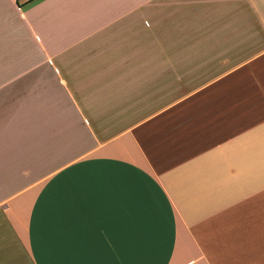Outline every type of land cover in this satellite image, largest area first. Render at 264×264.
<instances>
[{
    "label": "crops",
    "instance_id": "obj_1",
    "mask_svg": "<svg viewBox=\"0 0 264 264\" xmlns=\"http://www.w3.org/2000/svg\"><path fill=\"white\" fill-rule=\"evenodd\" d=\"M0 264H264V0H0Z\"/></svg>",
    "mask_w": 264,
    "mask_h": 264
},
{
    "label": "built area",
    "instance_id": "obj_2",
    "mask_svg": "<svg viewBox=\"0 0 264 264\" xmlns=\"http://www.w3.org/2000/svg\"><path fill=\"white\" fill-rule=\"evenodd\" d=\"M17 1L23 3V2H26L28 0H17Z\"/></svg>",
    "mask_w": 264,
    "mask_h": 264
}]
</instances>
